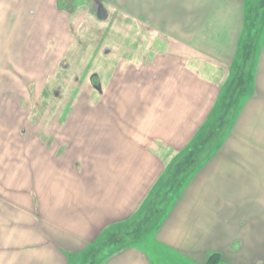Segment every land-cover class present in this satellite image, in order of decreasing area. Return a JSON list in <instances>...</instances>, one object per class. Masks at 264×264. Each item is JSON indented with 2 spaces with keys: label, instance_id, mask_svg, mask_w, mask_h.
<instances>
[{
  "label": "crops",
  "instance_id": "obj_1",
  "mask_svg": "<svg viewBox=\"0 0 264 264\" xmlns=\"http://www.w3.org/2000/svg\"><path fill=\"white\" fill-rule=\"evenodd\" d=\"M73 4L0 0V54L98 83L26 126L0 81V264H264V0Z\"/></svg>",
  "mask_w": 264,
  "mask_h": 264
},
{
  "label": "rangeland",
  "instance_id": "obj_2",
  "mask_svg": "<svg viewBox=\"0 0 264 264\" xmlns=\"http://www.w3.org/2000/svg\"><path fill=\"white\" fill-rule=\"evenodd\" d=\"M86 1V0H83ZM83 1H79V0H74L73 6L67 7V9H69L73 14L78 15L81 13H88L87 15L92 18V20L99 21V17H98V10L100 7H105V9H107V11L111 10H115V13H123V15H130L131 14V6L129 5V3H131V0H87V2L89 1V3H87L86 5H78L80 3H82ZM103 1V3H102ZM110 3L112 5L115 4L113 6V8L111 6H108L107 2ZM105 3V6H103V4ZM83 13V14H84ZM81 14V16L83 15ZM91 14V16H90ZM86 15V14H85ZM113 17V16H112ZM114 19H112L110 21V23H113ZM87 25V24H86ZM94 25V24H93ZM92 26V23H91ZM87 26L83 27L84 32L86 31V33H89L88 29H86ZM94 28H92V35L95 36V32L93 31ZM95 30V29H94ZM97 31V29H96ZM77 35L82 38V35L78 32ZM92 42L93 45H90L91 47H89L90 49L96 50L98 47L97 44V38H92ZM127 42L129 43V40L127 39ZM96 44V45H95ZM84 48V49H83ZM81 50H86L88 47H83ZM89 48L87 49V51L89 50ZM77 50V49H76ZM79 49L78 53H83ZM31 56V53H29L28 55H26L27 59H29ZM80 56V55H79ZM76 55L75 63H73V65L75 66V68H69V64L68 68L63 66L60 67H52L51 69H46V67H43L42 69H32L31 67H29V63L27 65H24V56L22 54L18 55L15 53H7V54H0V81L4 78L7 79L8 77L11 79V84H13L10 87L11 92H16V90L18 89V87L16 85H14L17 81L18 78H22L21 82H23L25 85V87L27 88L25 91L27 93V95H29V89L31 88L30 86L35 85L34 87L37 89V92H39V89L41 88V90H43L44 96L49 94L48 96V100L41 102V103H34L31 101H27V102H17V101H11L7 104L10 105V109L12 111H16V112H20L21 114H17L18 116L20 115L21 118H14V122H16L17 125H21L23 124V119L22 116L24 115V112L22 110H25L27 113V117H26V126L29 125H34V119L36 118L35 115H44L47 113V115L49 116L50 110L51 109H68V110H72L74 108L73 105H76L77 102H71V100L74 99V97L76 98L78 95L81 97H84L85 94H88L89 92H87L88 90V85H90L93 89H94V93L97 94L95 92V86L93 84V77H95V74H92V69L88 68V69H83V65L82 63H76V60L78 59V57ZM92 56H95V54H93ZM5 57V58H4ZM49 57V55H48ZM8 59V60H7ZM97 59V56H96ZM7 60V62H6ZM19 60L21 61L20 63V69L19 68H13L11 66H17L19 67ZM86 64V63H85ZM22 65V66H21ZM28 66L27 69H24V66ZM46 64H44L45 66ZM94 65V64H92ZM72 66V64H71ZM79 66H82L81 68H79ZM87 66V65H85ZM9 69H6V68ZM9 75V76H8ZM25 77V78H23ZM37 84V85H36ZM1 85V84H0ZM16 87V88H15ZM24 87V89H25ZM2 88V87H1ZM0 88V94L3 92V90ZM23 89V88H22ZM97 91V90H96ZM55 92H59V94L63 95L64 98L57 101L55 100V98L53 97V94H55ZM45 98V97H44ZM5 103V104H6ZM78 108V107H75ZM80 109V108H79ZM40 110V111H39ZM38 112V113H37ZM42 112V113H39ZM25 118V117H24ZM67 118V113H64V116L62 118H60V121H66ZM39 120H41L40 118H38ZM49 120V119H48ZM56 120V119H55ZM44 122V121H43ZM50 125V123L48 124ZM202 150H200L199 152H195L193 157L196 160L202 153H200ZM127 232H134L131 229H126ZM120 245H115V247H119ZM112 247V248H115ZM146 248V246L144 247ZM109 250V249H107Z\"/></svg>",
  "mask_w": 264,
  "mask_h": 264
},
{
  "label": "flooded vegetation",
  "instance_id": "obj_3",
  "mask_svg": "<svg viewBox=\"0 0 264 264\" xmlns=\"http://www.w3.org/2000/svg\"><path fill=\"white\" fill-rule=\"evenodd\" d=\"M105 11L106 10H105L104 7H100L99 10H98V17L104 19L105 16H106V12ZM64 67H66V66H64ZM92 81H93V84H94L95 88L98 89L97 79L96 78H93ZM55 94H59V92H55Z\"/></svg>",
  "mask_w": 264,
  "mask_h": 264
},
{
  "label": "trees",
  "instance_id": "obj_4",
  "mask_svg": "<svg viewBox=\"0 0 264 264\" xmlns=\"http://www.w3.org/2000/svg\"><path fill=\"white\" fill-rule=\"evenodd\" d=\"M220 260L221 259L218 255H212L206 264H219Z\"/></svg>",
  "mask_w": 264,
  "mask_h": 264
}]
</instances>
